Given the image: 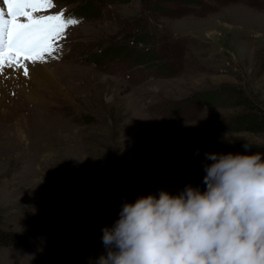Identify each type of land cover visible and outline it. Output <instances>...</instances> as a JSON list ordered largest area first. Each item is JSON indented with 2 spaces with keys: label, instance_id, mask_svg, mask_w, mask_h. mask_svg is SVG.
<instances>
[{
  "label": "rangeland",
  "instance_id": "obj_1",
  "mask_svg": "<svg viewBox=\"0 0 264 264\" xmlns=\"http://www.w3.org/2000/svg\"><path fill=\"white\" fill-rule=\"evenodd\" d=\"M54 1L39 14H87L42 62L61 91L29 97L0 77V228L25 238L0 245V264H87L68 240L102 241L114 223L66 197L71 185L110 191L122 208L204 190L183 164L264 144V132L219 127L241 107L205 100L235 87L264 111V0Z\"/></svg>",
  "mask_w": 264,
  "mask_h": 264
},
{
  "label": "clouds",
  "instance_id": "obj_2",
  "mask_svg": "<svg viewBox=\"0 0 264 264\" xmlns=\"http://www.w3.org/2000/svg\"><path fill=\"white\" fill-rule=\"evenodd\" d=\"M205 159L204 190L125 202L96 264H264V153Z\"/></svg>",
  "mask_w": 264,
  "mask_h": 264
},
{
  "label": "trees",
  "instance_id": "obj_3",
  "mask_svg": "<svg viewBox=\"0 0 264 264\" xmlns=\"http://www.w3.org/2000/svg\"><path fill=\"white\" fill-rule=\"evenodd\" d=\"M205 100L220 102L226 106L241 107L242 111L220 122L219 127L222 129L231 131L245 130L252 133L264 132V111L253 105L251 100L237 88H224L222 94L210 93L208 99L205 98ZM245 144L250 145L248 149H245ZM237 146L242 153H264V144L243 141L237 142ZM180 170L194 182L204 184L203 178L206 173L203 165L188 162L183 164ZM65 192L66 197L93 207L101 218L111 223H114L119 218L121 203L110 191L76 190L71 185ZM24 241L25 238L22 235L10 229L3 230L0 228V245H17L24 243ZM67 250L72 257L87 264H96L98 257L105 253L103 242L98 238L87 235L68 240Z\"/></svg>",
  "mask_w": 264,
  "mask_h": 264
},
{
  "label": "snow or ice",
  "instance_id": "obj_4",
  "mask_svg": "<svg viewBox=\"0 0 264 264\" xmlns=\"http://www.w3.org/2000/svg\"><path fill=\"white\" fill-rule=\"evenodd\" d=\"M0 7V73L16 67L28 75L30 63L45 61L69 26L79 21L64 12L39 14L54 7V0H3Z\"/></svg>",
  "mask_w": 264,
  "mask_h": 264
},
{
  "label": "bare ground",
  "instance_id": "obj_5",
  "mask_svg": "<svg viewBox=\"0 0 264 264\" xmlns=\"http://www.w3.org/2000/svg\"><path fill=\"white\" fill-rule=\"evenodd\" d=\"M53 72L54 71L52 68H49L48 66H46L42 62H38V63H30L29 64L28 75H24L23 70L20 68L5 67L3 69V72L0 73V77L5 78L6 80H11L12 77H10V78H6V77H8L9 75L15 76L16 77V79H15L16 84L14 86L22 85L21 86V87H23L22 91L27 90L28 96L34 97L35 89H36V86H38V85H42V87H44L47 90L48 89H56L59 92L61 91L60 85H58V83H56V81H55L57 79V77ZM9 83H11V82H9Z\"/></svg>",
  "mask_w": 264,
  "mask_h": 264
}]
</instances>
